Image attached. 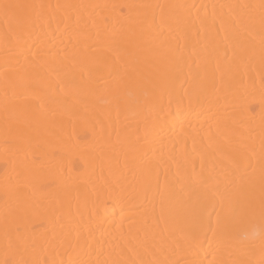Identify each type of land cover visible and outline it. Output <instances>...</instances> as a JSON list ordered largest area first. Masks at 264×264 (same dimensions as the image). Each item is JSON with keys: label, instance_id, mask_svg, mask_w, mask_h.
Masks as SVG:
<instances>
[{"label": "bare ground", "instance_id": "6f19581e", "mask_svg": "<svg viewBox=\"0 0 264 264\" xmlns=\"http://www.w3.org/2000/svg\"><path fill=\"white\" fill-rule=\"evenodd\" d=\"M261 224L264 0H0V264H264Z\"/></svg>", "mask_w": 264, "mask_h": 264}, {"label": "clouds", "instance_id": "9594fccd", "mask_svg": "<svg viewBox=\"0 0 264 264\" xmlns=\"http://www.w3.org/2000/svg\"><path fill=\"white\" fill-rule=\"evenodd\" d=\"M243 240H258L261 248L264 249V224L253 228L250 233L245 234Z\"/></svg>", "mask_w": 264, "mask_h": 264}, {"label": "snow or ice", "instance_id": "6c2138e0", "mask_svg": "<svg viewBox=\"0 0 264 264\" xmlns=\"http://www.w3.org/2000/svg\"><path fill=\"white\" fill-rule=\"evenodd\" d=\"M6 8L8 7V6H5ZM196 239V237L194 236V240Z\"/></svg>", "mask_w": 264, "mask_h": 264}]
</instances>
